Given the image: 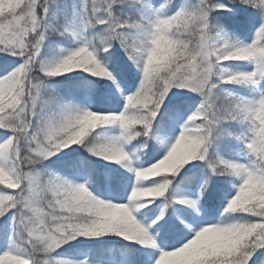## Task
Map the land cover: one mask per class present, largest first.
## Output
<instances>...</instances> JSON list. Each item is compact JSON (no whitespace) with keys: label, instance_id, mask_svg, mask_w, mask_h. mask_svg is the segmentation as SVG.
Returning a JSON list of instances; mask_svg holds the SVG:
<instances>
[{"label":"snow or ice","instance_id":"1","mask_svg":"<svg viewBox=\"0 0 264 264\" xmlns=\"http://www.w3.org/2000/svg\"><path fill=\"white\" fill-rule=\"evenodd\" d=\"M0 264H264V0H0Z\"/></svg>","mask_w":264,"mask_h":264}]
</instances>
